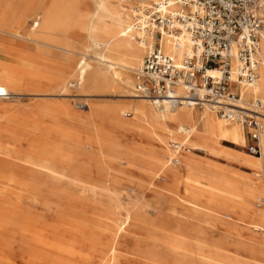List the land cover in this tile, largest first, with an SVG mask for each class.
Listing matches in <instances>:
<instances>
[{
    "label": "rangeland",
    "instance_id": "rangeland-1",
    "mask_svg": "<svg viewBox=\"0 0 264 264\" xmlns=\"http://www.w3.org/2000/svg\"><path fill=\"white\" fill-rule=\"evenodd\" d=\"M94 3L0 0V264H264V173L237 157L247 129L243 148L184 145L191 172L154 157L148 133L178 126L133 97L135 71L116 76L90 52L76 72ZM95 30L121 40L112 20ZM121 44L142 63L146 50Z\"/></svg>",
    "mask_w": 264,
    "mask_h": 264
},
{
    "label": "built area",
    "instance_id": "built-area-1",
    "mask_svg": "<svg viewBox=\"0 0 264 264\" xmlns=\"http://www.w3.org/2000/svg\"><path fill=\"white\" fill-rule=\"evenodd\" d=\"M263 3L264 0H150L139 9L142 13L135 24L155 34L156 42L134 72L137 93L153 100L167 98L173 107L186 101L198 108L204 104L217 108L228 120L246 127L253 141L249 151L260 153L262 115L258 110L249 113L236 101L241 98V86L259 78ZM182 32L189 35L193 55L185 56L178 65L162 51L161 39L164 33L177 36ZM177 88H183L184 95L175 96Z\"/></svg>",
    "mask_w": 264,
    "mask_h": 264
},
{
    "label": "bare ground",
    "instance_id": "bare-ground-1",
    "mask_svg": "<svg viewBox=\"0 0 264 264\" xmlns=\"http://www.w3.org/2000/svg\"><path fill=\"white\" fill-rule=\"evenodd\" d=\"M113 1L118 4L117 8H112L108 3V0H95L94 11L90 16V30L87 36L89 45L86 47L85 52L76 65V72H80L82 75L90 69V65L85 61V57L90 52H93L94 56L117 76L120 74L119 70L135 71L140 63L136 57L131 59L122 58L115 51V47H121V43L127 44L130 42L132 46H135V43L138 44V47L141 50H146L147 53L154 49V44L156 42L155 34L138 28L135 24L137 16L142 13L139 9L148 5L150 0H136L137 3H139V8L136 9L137 11L132 7H125V4L129 1ZM262 12L264 13V3ZM133 18L135 19L134 23ZM105 20L116 22L121 30V40L116 45H112L110 42L100 39L96 33L95 29L97 25ZM161 47L162 51L172 56L178 65L181 64L185 56L193 55L191 41L186 32H182L177 36L164 33L163 38L161 39ZM209 73L216 74L215 71H209ZM233 78H236L234 73ZM63 83L64 81H62L61 85ZM133 84L134 82L132 85ZM6 90L7 89L4 86H0V97L7 95ZM62 91L67 93L65 87L62 88ZM175 94V96L184 95L183 88H177ZM133 97L142 99L154 106V109L158 111L159 119H168L170 123L178 126V130L175 133L169 131L168 137L166 138L167 140L163 137L165 135L163 124H161L157 130L148 133V138L155 142L154 144H151L154 157H156L155 155L157 152H160L165 159L170 161V165L178 166L182 160V155H185L183 160L185 162L188 161L187 170L191 172L199 169L198 164L200 162L196 159L195 155L192 153H181L184 142L182 141V138H178L177 134H181L182 137H186L188 140L192 135V132H194L191 140L194 149L205 150L207 152H215L218 149L221 140H228L242 148L246 146V127L238 121L228 120L218 113L217 108H213L208 104H204L203 107L200 108L203 109V114L199 116L197 112L198 107L191 105L186 101H184L182 105L173 107L171 100L167 98L153 100L151 98L142 97L139 94H134ZM236 103L238 106H241V108L246 109L249 113L252 110L259 111L260 109H264V33L260 42L259 78L253 84H244L241 86V98L236 101ZM88 109L90 110L91 108L88 107ZM122 115L130 117L131 112L122 111ZM219 116L222 118H219ZM261 120L263 123L264 117L261 116ZM125 123L124 127L129 125L127 124L128 122ZM198 126H201V129H199ZM258 145L261 155H254L244 149H240L237 157L253 170H258L264 173V124L259 136ZM158 157L159 156L156 158ZM259 230L264 233V226L259 227Z\"/></svg>",
    "mask_w": 264,
    "mask_h": 264
},
{
    "label": "crops",
    "instance_id": "crops-1",
    "mask_svg": "<svg viewBox=\"0 0 264 264\" xmlns=\"http://www.w3.org/2000/svg\"><path fill=\"white\" fill-rule=\"evenodd\" d=\"M199 127H200V126H198V128H199ZM187 128H188V127H187ZM177 129H178V127H177ZM188 129H190V128H188ZM191 131H192V130H191ZM193 135H194V132H192V135L190 136V138H189L188 140L186 139V137H183V138H182V141L184 142L183 144H184V145H189V146H192V147H193V145H192V143H191V142H192L191 140H192V136H193ZM183 157H184V155H182V159H183Z\"/></svg>",
    "mask_w": 264,
    "mask_h": 264
}]
</instances>
